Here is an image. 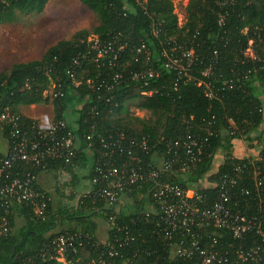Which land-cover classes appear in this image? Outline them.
Wrapping results in <instances>:
<instances>
[{
    "label": "trees",
    "instance_id": "16d2710c",
    "mask_svg": "<svg viewBox=\"0 0 264 264\" xmlns=\"http://www.w3.org/2000/svg\"><path fill=\"white\" fill-rule=\"evenodd\" d=\"M79 1L96 15L98 24L91 31L81 30L71 39L57 41L40 59L15 63L0 73V113L23 115V106L52 103L54 118L64 120L76 139L77 156L70 165L47 159L44 168L30 170L36 175L49 171L57 179L68 176L63 194L74 187L80 196L74 206L62 205L60 200L54 203L38 183L46 202L42 214H36L32 203H11L7 210L0 207V222L5 218L11 227L0 236V264H60L52 241L66 233L77 234L81 242L76 252L66 253V264H93L100 257L105 264H193L173 257L175 249L166 246L164 234L157 230L158 217L150 215L145 221L144 212L154 204L148 186L128 189L113 205L98 196L97 191L106 185L91 180L99 152L112 148L111 134L136 157L132 160L126 151L121 157L131 167L140 165L138 159L146 165L153 154H164L168 140L197 139L199 160L180 171L178 164L187 161L180 150L178 163L161 180L196 188L210 201L217 190L213 184L227 178L233 183L231 208L256 216L264 226V131L257 135L256 155L234 153V141H253L252 135L264 125V0H189L182 25L172 0ZM222 1L226 3L221 5ZM46 2L0 0V22L13 20L16 12H42ZM250 40L255 58L244 55ZM107 42L112 50L98 57L97 47ZM188 52L191 55L184 58ZM168 58H177L187 69L179 74L166 68ZM148 68L156 69L157 75L133 79ZM52 85L62 95L45 94ZM133 109L148 115L141 118ZM0 129L7 140V125L0 124ZM119 133L125 139L117 137ZM87 136L98 151L89 149ZM100 136L107 148L100 146ZM142 137L150 150L141 152L127 145V139ZM220 153L223 159L213 171ZM109 154L115 157L114 166H119L118 153ZM173 156L171 151L168 157ZM203 181L211 186H203ZM56 187L58 191L59 183ZM73 197L71 192L69 199ZM100 222L107 225L104 242L99 238ZM116 226H128L134 240L129 247H119L113 257L104 256V243L127 235ZM205 231L207 235L215 229ZM226 239L230 236L220 241ZM257 239L254 234L246 236L259 244Z\"/></svg>",
    "mask_w": 264,
    "mask_h": 264
},
{
    "label": "built area",
    "instance_id": "2783aa9c",
    "mask_svg": "<svg viewBox=\"0 0 264 264\" xmlns=\"http://www.w3.org/2000/svg\"><path fill=\"white\" fill-rule=\"evenodd\" d=\"M225 3L222 1L220 4ZM219 21H223L222 16ZM253 46L254 42L250 40L249 48L244 52L245 56L255 58ZM97 48L99 49L97 56L100 57L112 50V45L107 42ZM191 53L188 52L183 57L188 59ZM165 67L176 69L179 74L187 69L180 65L177 58H168ZM204 74L208 75L209 70ZM156 75V69L148 68L135 74L133 79ZM54 87L52 85L45 94L51 97L62 95L60 91L54 92ZM151 93L152 91L147 94ZM0 124L8 127L7 149L4 153L0 152V207L7 210L11 203H32L36 214L40 215L45 210L46 202L44 193L37 186L39 175L30 170V167L44 168L47 159H59L64 165H70L78 152L76 139L64 120L55 119L54 116L47 114L26 120L23 115L4 110L0 113ZM117 137L125 139L120 133ZM91 138L87 136V140ZM109 138L112 141V148L105 153L99 152L98 162L94 166L95 175L91 180L92 183L104 182L106 185L97 191L98 196L109 205H113L128 189L141 184L148 186V194L154 204L149 205L144 212L145 221H149L150 215L159 218L157 230L164 234L166 246L175 249L176 254L173 255L175 259L184 261L182 258L184 257L193 264H264V246H261V243L264 245V226H261L256 216L247 217L245 212L231 208L233 198L229 188L232 187V182L227 178H221L220 184H213L217 187L216 195L213 200L208 201L196 188H185L161 180L162 174L169 173L178 163L180 150L187 159L186 162L178 164L180 171H186L191 164L199 160L201 146L197 139L187 137L168 140L165 142L164 154L160 156L153 154L152 162L146 165H142L138 159L136 161L140 165L131 167L120 159L125 151L132 160L136 157L130 155L128 147L125 149L121 146L120 139H114L112 134ZM126 142L129 147L137 148L141 152L150 150L144 137L129 138ZM99 144L105 148L109 146L102 136ZM88 147L90 150L91 148L97 150L91 140L88 141ZM171 151L174 156L169 159ZM114 152L118 153L116 161H119V166H114L115 157L109 154ZM260 185V182L256 183V187ZM208 186L211 185L208 183ZM234 205H236L235 201ZM115 228L117 231L125 230L127 235L124 238L115 237L104 243V256L113 257L118 253L119 247H129L134 240V235L130 234L128 226ZM206 228L208 231L210 228L215 231L206 235ZM10 230L8 220L3 218L0 222V236L6 235ZM248 234L256 235L260 243L247 241ZM226 235L230 236V239L220 241ZM77 245H81L77 234L58 235L52 241L55 258L66 262V253L76 252ZM92 263L105 264L106 261L100 257Z\"/></svg>",
    "mask_w": 264,
    "mask_h": 264
},
{
    "label": "rangeland",
    "instance_id": "374dc122",
    "mask_svg": "<svg viewBox=\"0 0 264 264\" xmlns=\"http://www.w3.org/2000/svg\"><path fill=\"white\" fill-rule=\"evenodd\" d=\"M189 0H172L174 4V13L177 15L178 24L182 25L185 21V7ZM98 24L96 15L91 12L84 4L79 0H47L42 12L21 13L16 12V15L11 21L0 22V57L6 62V65L10 61L17 59L31 60L41 56L43 51H46L48 47L55 44L61 39H71L72 36L81 31H91L93 27ZM94 36L90 34L89 41H92ZM13 40V41H11ZM10 49L15 52L9 53ZM15 57L10 59V57ZM21 56V57H20ZM9 66V65H8ZM32 107V106H31ZM27 106L22 108L23 112H28L31 118L40 117L43 114L54 116V109L52 103H41L34 107ZM21 109V108H20ZM134 114L139 117H146L147 111L135 109ZM264 125L262 129L257 133H254L252 137L253 141H234V153L237 156H243L242 150H246L247 155H256L259 149V141L257 135L259 132L263 133ZM262 139V138H261ZM0 138V147L1 144ZM249 149V151H248ZM223 159V155L220 153L214 161L213 171ZM80 175L82 170H76ZM68 176H61L59 179L53 177V173L49 171H43L39 177L38 182L43 189L50 193L52 202L57 203L60 200L62 205H76L80 194H76V189L73 187L70 189V193H74V197L69 199V195L63 194L65 186L68 185ZM86 181V180H84ZM57 183H59L60 189L57 191ZM87 183H85L86 185ZM208 182L203 181V186H207ZM66 193V192H65ZM79 194V195H78ZM56 205V204H55ZM17 223H21L18 219ZM99 238L104 242L106 236L107 225L105 222L99 223ZM60 264H66L65 261H59Z\"/></svg>",
    "mask_w": 264,
    "mask_h": 264
},
{
    "label": "crops",
    "instance_id": "0c3cea01",
    "mask_svg": "<svg viewBox=\"0 0 264 264\" xmlns=\"http://www.w3.org/2000/svg\"><path fill=\"white\" fill-rule=\"evenodd\" d=\"M11 41H13V40H11ZM11 52H15V51H13V49H10V51H9V53H11ZM43 53H44V51L42 52V54H41V56H39V57H36V58H34V59H31V60H38V59H40L41 57H42V55H43ZM21 57V56H20ZM2 57H0V73H2V72H5V71H7V70H9L10 68H11V66L13 65V64H15V63H20V62H27L28 60H26V57H25V59H17V60H14V61H10V63L9 64H7L6 65V62L3 60V59H1ZM15 57H10V59H14ZM31 60H29V61H31ZM9 65V66H8ZM34 107L35 105L34 104H32V105H30L29 107ZM26 108L27 106H23V107H21V109H20V112L23 114V115H25V116H27V117H30V115L28 114V112H23L22 111V108ZM31 107V108H32ZM34 118H36V117H34ZM38 118V117H37ZM3 136H2V134H1V129H0V138H1V144H2V146L0 147V152H5L6 151V149H7V144H6V140L5 139H3L2 138ZM239 141V140H238ZM246 151H247V149L246 150H242V152L244 153V154H242V155H244L245 156V153H246ZM249 151V150H248ZM236 155V154H235ZM239 157V156H238ZM40 175V174H39ZM39 177V176H38Z\"/></svg>",
    "mask_w": 264,
    "mask_h": 264
}]
</instances>
